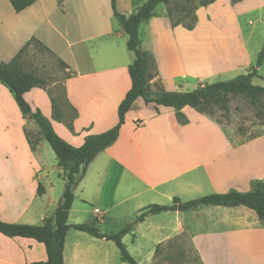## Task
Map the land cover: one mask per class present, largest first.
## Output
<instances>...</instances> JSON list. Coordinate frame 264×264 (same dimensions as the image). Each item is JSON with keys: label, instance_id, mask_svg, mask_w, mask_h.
I'll list each match as a JSON object with an SVG mask.
<instances>
[{"label": "crops", "instance_id": "1", "mask_svg": "<svg viewBox=\"0 0 264 264\" xmlns=\"http://www.w3.org/2000/svg\"><path fill=\"white\" fill-rule=\"evenodd\" d=\"M147 1L116 0V9L131 16ZM201 11L205 18L199 22ZM254 13L257 23L264 24V0H220L199 8L196 26L189 31L174 27L169 9L160 5L140 27L141 49L154 55L160 73L152 81L153 91L190 93L252 73L264 43L253 47L255 31L242 36L240 21ZM214 25H219L217 30ZM32 39L65 63L68 75L26 94L31 108L75 148L86 137L113 129L131 89L128 68L134 56L112 0H38L21 13L9 0H0V64L10 63ZM263 65L258 70L262 78ZM183 113L187 125L179 124L174 110L163 108L158 114L139 100L127 114L118 141L92 162L76 187L69 225L97 219L104 233L115 234L149 206L246 194L264 183V119L256 111L217 108L201 115L186 107ZM26 130L35 133L38 126L0 81V221L41 226L64 193V172L46 142L31 150ZM146 225L147 233L160 238L147 257L136 259L139 264H157L158 254L169 248L196 254L200 264H264V226L243 206L179 207L149 216L134 226L136 239L145 237ZM112 243L71 229L64 264H127ZM47 259L43 244L0 234V264Z\"/></svg>", "mask_w": 264, "mask_h": 264}, {"label": "trees", "instance_id": "2", "mask_svg": "<svg viewBox=\"0 0 264 264\" xmlns=\"http://www.w3.org/2000/svg\"><path fill=\"white\" fill-rule=\"evenodd\" d=\"M37 1L9 0L17 13L25 11ZM217 1L219 0H198L193 3V7L185 4L184 7L180 8L189 14L195 15L199 8H207ZM231 1L233 4L242 2V0ZM160 5L167 6L169 15L173 18L175 8L173 7L172 9L171 0H149L131 16L118 13L116 0H112L114 15L128 37L127 47L134 56V61L128 68L131 89L118 108V124L103 134L86 137L83 146L80 148H75L61 139L54 131L51 122L39 110L34 111L25 99L26 94L31 90L45 84L39 80L35 73L25 70L24 55L33 43H37L45 49L44 46L36 39H32L10 63L0 64V81L15 96L24 116L34 121L38 126V130L35 133L27 130L25 132L31 150L35 152L42 142H46L55 153L58 166L64 172V193L53 216L45 219L41 226L6 224L0 221V234L5 237L31 239L45 246L48 259L45 263L37 264H64L66 237L71 229L88 234L96 239L113 242L120 251L123 262L139 264L129 254L123 242L124 238L134 231L136 224L144 222L147 217L175 212L179 207L183 211H188L199 207L237 208L243 206L253 210L264 226V183H259L254 191L246 194L236 192L216 194L185 204L175 199L170 206H149L141 212L134 224L116 234L103 233L98 226L97 219L79 225H69L76 187L84 178L92 162L118 141L121 128L126 122L127 114L139 100H143L146 105H152L158 114L163 108L174 110L181 125L189 123L183 113L186 107L194 109L201 115L211 114L217 108H222L229 112L232 101L238 98L245 100L252 109L258 112L260 118H264V87H257L252 83L254 78L262 79L258 74V70L264 64V48L258 56L256 67L252 73L241 75L228 81L206 84L197 90L199 94L197 91L190 93H155L153 91L152 81L160 76V73L154 55L141 49L140 27L143 23L149 22L153 18L154 12ZM177 26L183 25L176 23L174 27ZM185 28L189 31L194 29L192 26ZM60 65L65 69L68 68L63 62H60ZM39 194H43L42 187L39 188Z\"/></svg>", "mask_w": 264, "mask_h": 264}, {"label": "rangeland", "instance_id": "3", "mask_svg": "<svg viewBox=\"0 0 264 264\" xmlns=\"http://www.w3.org/2000/svg\"><path fill=\"white\" fill-rule=\"evenodd\" d=\"M198 0H171V7L175 8V13L173 14V18L171 19L173 23H179V24H185L183 26L185 27H195L196 25V16L194 14H189L186 11L182 10L180 7H184L185 4H189L191 7H193V3L197 2ZM220 1V0H219ZM225 1V0H221ZM168 8V7H167ZM201 11L198 14L199 22L204 20L205 15ZM258 15L254 13L248 14V16H244L241 18L240 25H241V35L248 37L251 32L254 30L255 34L252 39V45L253 47H258L256 45L264 43V24L257 23ZM204 26V25H203ZM219 25H214L213 30H217ZM206 29H209L208 27H204ZM24 68L28 72H33L36 74V76L39 78L40 81H42L44 84H50L51 82L65 78L68 75V72H66V69L60 65V61H57L50 53L46 52L40 45L37 43H33L28 50L26 51L24 55ZM263 72H264V65H263ZM234 79V78H232ZM232 79H220L217 82H223L228 81ZM255 86H261L264 87V76L262 79H256L253 83ZM232 109H238V110H250V111H256L250 107V105L243 99H235L231 103ZM257 112V111H256ZM258 114V112H257ZM259 117V115H258ZM260 118V117H259ZM262 119V118H260ZM264 119V118H263ZM262 119V120H263ZM49 145V144H47ZM50 151H53L50 146H48ZM65 189V188H64ZM58 191V187H57ZM135 221L131 222L130 225L134 224ZM99 226V225H98ZM126 226H129L128 224L124 225L122 229ZM100 230L104 233V229L99 227ZM147 228V225L144 227V234L145 237L138 242L133 233H130L127 235L124 244L129 252V254L136 260L138 258L147 257L149 250H152L153 242L158 241L160 236L158 235H150L145 230ZM122 231V230H121ZM119 233V232H118ZM110 234V233H107ZM116 234V233H115ZM140 243V244H139ZM113 249L115 246H113V243L111 244ZM141 246V248H140ZM117 250V249H116ZM115 250V251H116ZM169 252H160L158 254V262L157 264H200V261L196 254L190 252V253H172L170 251V248L168 249ZM116 255L120 254L117 250ZM139 260V259H138ZM137 261V260H136Z\"/></svg>", "mask_w": 264, "mask_h": 264}, {"label": "water", "instance_id": "4", "mask_svg": "<svg viewBox=\"0 0 264 264\" xmlns=\"http://www.w3.org/2000/svg\"><path fill=\"white\" fill-rule=\"evenodd\" d=\"M197 93L199 94V91H197Z\"/></svg>", "mask_w": 264, "mask_h": 264}]
</instances>
